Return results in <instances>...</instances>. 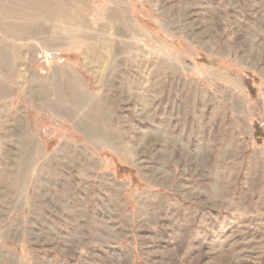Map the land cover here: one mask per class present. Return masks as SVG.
<instances>
[{"label": "rangeland", "instance_id": "obj_1", "mask_svg": "<svg viewBox=\"0 0 264 264\" xmlns=\"http://www.w3.org/2000/svg\"><path fill=\"white\" fill-rule=\"evenodd\" d=\"M0 264H264V0H0Z\"/></svg>", "mask_w": 264, "mask_h": 264}, {"label": "trees", "instance_id": "obj_2", "mask_svg": "<svg viewBox=\"0 0 264 264\" xmlns=\"http://www.w3.org/2000/svg\"><path fill=\"white\" fill-rule=\"evenodd\" d=\"M263 138V135H260L257 137V140H261ZM262 141V140H261ZM261 143V142H260Z\"/></svg>", "mask_w": 264, "mask_h": 264}]
</instances>
